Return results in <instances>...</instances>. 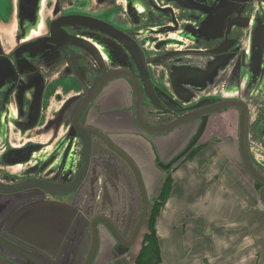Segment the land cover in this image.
<instances>
[{
  "label": "crops",
  "instance_id": "1",
  "mask_svg": "<svg viewBox=\"0 0 264 264\" xmlns=\"http://www.w3.org/2000/svg\"><path fill=\"white\" fill-rule=\"evenodd\" d=\"M51 1L56 2L39 1L35 23L23 30L21 0H9V7H4L0 0V24L9 18L18 39L15 56L0 54V59L5 60L2 64L0 61L3 181L20 183L34 178L70 181L81 166L82 153L77 145L64 170L58 173L57 167L67 148L72 115L85 94L112 70L134 71L139 80L142 75L136 70L134 58L130 57L129 65L119 61L115 54L120 48L102 40L101 32H97L102 29L88 15L64 16L66 20L61 27L69 34V40L64 45L55 43L47 28L60 14ZM47 11H54V15ZM70 19L84 27L74 36L66 29ZM38 42L39 46L30 48L29 45ZM22 61L29 65L24 67L19 63ZM146 63L154 87L167 92L158 83L156 72L149 69L153 64ZM10 70L19 74L16 81ZM211 80L202 96L192 84L179 80L196 99L192 106L207 99L204 94L213 87L216 77ZM214 99L210 100L238 98ZM144 108L147 122L155 125L149 89L144 90ZM87 123L109 137L135 162L149 199L147 226L145 222L143 233L132 247H120L112 232L99 224V247L93 264H264V186L248 173L240 155V112L231 109L211 115L194 148L195 158L182 160L167 172L159 168L158 159L169 164L178 157L196 135L199 122L164 135L146 133L136 118L133 86L127 79L117 78L97 96ZM248 137L254 163L264 166V141L257 140L251 126ZM58 149L62 153L55 163L43 167ZM163 191L167 199L154 217L153 203ZM140 204L137 182L127 167L102 151L92 160L88 180L76 194L56 197L39 192L0 194V234L7 238L14 235L15 245L35 256L40 264H85L92 243L91 221L105 215L125 237H131ZM19 213L13 226L7 229L8 221ZM151 233L155 236L150 237Z\"/></svg>",
  "mask_w": 264,
  "mask_h": 264
},
{
  "label": "rangeland",
  "instance_id": "2",
  "mask_svg": "<svg viewBox=\"0 0 264 264\" xmlns=\"http://www.w3.org/2000/svg\"><path fill=\"white\" fill-rule=\"evenodd\" d=\"M62 1L63 8L56 7L58 17L75 13L84 18L88 15L102 23L104 30L116 29L119 34L111 35L132 41L142 52L143 60L153 64L149 69L156 72L157 80L164 79L166 72L168 76L173 69L183 66L204 71L211 63L228 55L227 65L218 67L215 83L204 96L213 100L214 97L220 100L238 98L248 110L249 125L255 129L257 140L264 141V0ZM1 3L8 6L9 0H1ZM49 13L54 15V11ZM8 21L6 18L0 24V54L9 53L13 57L18 39ZM71 21L68 20L70 25L66 29L74 36L84 27ZM100 37L109 46L120 48L115 54L119 61L128 64L130 57L134 58L114 37L106 33ZM152 150L155 155V149ZM249 156L254 167L264 174V166L254 163L250 150ZM194 158L195 152L184 161ZM158 162L163 163L159 159ZM159 201L165 202L161 195L153 208Z\"/></svg>",
  "mask_w": 264,
  "mask_h": 264
},
{
  "label": "water",
  "instance_id": "3",
  "mask_svg": "<svg viewBox=\"0 0 264 264\" xmlns=\"http://www.w3.org/2000/svg\"><path fill=\"white\" fill-rule=\"evenodd\" d=\"M66 20V19H65ZM64 23V20L61 21ZM102 29L97 32H101V36L105 33L110 37H114L115 41L122 43V46L128 48V51L133 55L136 61V70L138 74H142L140 80L137 78L134 71L130 72L127 70H112L102 77H100L97 82L88 90L84 98L78 105L77 109L71 118V132L67 137L66 143L67 148L61 161L57 167L58 173L64 170L65 164L68 159L74 155V147L77 145L79 151L82 153L81 156V166L75 177L71 176L70 181L60 183L56 181H48L44 179H32L20 183H12L3 181L0 178V194L1 195H20L29 192H39L43 195L53 196H69L76 194L88 180V173L92 160L100 156L102 151L109 153L114 156L120 163L124 164L129 172L134 176L139 186L140 192V202L142 203V213L139 218L136 227L134 228L131 237H125L121 230L112 222V220L105 215H100L92 222V246L88 257L86 258L85 264H93L96 257L98 247H99V230L98 226L100 223L105 225L114 235V237L120 243V247L130 248L132 247L140 235L141 229L149 215V199L142 181L140 171L135 164V162L119 147H117L109 137H107L101 131L90 127L87 123V118L89 112L92 108L94 101L100 92L108 85L111 81L117 78L127 79L133 86L135 97H136V118L139 126L146 133L153 135L167 134L177 128L184 125L193 124L195 122H200V127L188 145V147L173 161L169 164H159V168L162 171H170L177 163H179L184 157H186L199 143L203 134L205 133L209 118L212 114L225 110V109H237L241 114L240 123V146L241 154L244 166L248 173L261 185L264 186V175L260 173L253 165L249 156V114L246 106L239 100H226V101H212L203 100L195 105H191L196 102V99L192 97V93L182 87L179 83L180 81L189 82L191 87L198 91L199 96H202L205 89L209 84H212V78L218 67H225L227 65V56L221 57L211 63L208 69L202 71L197 67H178L176 69H171L172 71L164 79L158 80L163 87L167 88V92L158 87H154L152 80L148 74L147 63L143 60V54L140 49L134 46V43L129 39H124L122 37L111 35L114 32H108L104 30L102 23L96 22ZM53 41L60 45H64L69 40V34L58 24L52 27ZM99 30V29H96ZM110 30L116 31L114 28ZM119 34V33H117ZM95 36V34H94ZM106 43V42H105ZM41 43L31 44V47L39 46ZM107 44V43H106ZM107 46V45H106ZM108 48V47H107ZM233 55V54H230ZM21 65L26 67L29 65L25 61L19 62ZM170 66V64H168ZM11 78L14 81L17 80L19 74L14 73L10 70ZM22 74V73H21ZM211 81V82H210ZM21 83H23L21 81ZM30 88V87H29ZM41 88H39V96L41 93ZM150 90L151 101L154 103L155 110H153V117L156 118L155 125L149 124L146 120L145 108H144V90ZM20 97V95L18 96ZM62 151L60 149L56 150L46 162L42 164L43 167L52 166L58 155ZM41 167V166H40ZM69 208H72L69 206ZM21 213L16 217L15 215L8 221L6 228L11 226L15 219H17ZM72 217L73 214H72ZM13 226V225H12ZM13 236H7L5 234H0V264H40V261L31 253L27 251H22L20 247L16 246L13 242ZM7 254H12L18 259H14ZM33 256V257H32ZM35 257V258H34Z\"/></svg>",
  "mask_w": 264,
  "mask_h": 264
},
{
  "label": "flooded vegetation",
  "instance_id": "4",
  "mask_svg": "<svg viewBox=\"0 0 264 264\" xmlns=\"http://www.w3.org/2000/svg\"><path fill=\"white\" fill-rule=\"evenodd\" d=\"M39 1L40 0H21V13H22V16H23V25H24V29L23 30H25V29H28V27H26V26H28V24H34L35 22H34V20L36 19V14L38 13V10H39V6H38V4H39ZM55 7H57V9L59 8V9H62L63 7V1L62 0H56V2H55ZM62 11V10H61ZM29 19H30V21H29ZM62 20H65V17L64 16H62V17H58V16H56V19L55 20H53L51 23H50V25L48 26V32H49V35H50V38H52L53 37V34H52V27H53V25H56V24H58L59 26H61L62 25V23H61V21ZM29 21V22H28ZM35 26V25H34ZM34 26H32V27H34ZM66 31V30H65ZM0 61H1V64L2 63H4L5 62V60H4V58H2V59H0ZM13 63H15V62H13ZM97 82V81H96ZM95 82V83H96ZM94 83V84H95ZM93 84V85H94ZM92 85V86H93ZM107 86V85H106ZM199 103V102H198ZM89 116V115H88ZM87 122H88V118H87ZM88 125H89V123H88ZM90 126V125H89ZM91 127V126H90ZM199 127H200V122H199ZM133 176V175H132ZM134 177V176H133ZM35 179V178H34ZM32 180V179H31ZM26 181H28V180H26ZM136 181V180H135ZM137 187H138V191H139V186H138V184H137ZM35 192V191H34ZM140 198H141V196H140ZM141 213H142V203L140 204V214H139V216H138V219H137V222H136V224L138 223V221H139V218L141 217ZM92 222L93 221H91V226H92ZM146 222V221H145ZM145 222H144V224H145ZM144 226V225H143ZM136 227V225L134 226V228ZM143 228V227H142ZM141 231H142V229H141ZM141 233V232H140ZM90 234L92 235V229L90 230ZM116 239V238H115ZM116 241H117V243L118 244H120L119 242H118V240L116 239ZM91 246H92V243H91ZM91 249V248H90Z\"/></svg>",
  "mask_w": 264,
  "mask_h": 264
},
{
  "label": "trees",
  "instance_id": "5",
  "mask_svg": "<svg viewBox=\"0 0 264 264\" xmlns=\"http://www.w3.org/2000/svg\"><path fill=\"white\" fill-rule=\"evenodd\" d=\"M196 150V149H195ZM195 150L193 149L186 157H184L182 160H186V159H188L194 152H195ZM181 160V161H182ZM166 198H167V194H165L164 193V191L162 192V194H161V200L162 201H165L166 200ZM162 205H163V203L161 204V202L159 203V204H157V205H155V207L152 209V212H151V215H153L154 214V217H155V215H158V213L160 212V210H161V208H162ZM153 236H155L153 233H151V235H150V237H153Z\"/></svg>",
  "mask_w": 264,
  "mask_h": 264
}]
</instances>
